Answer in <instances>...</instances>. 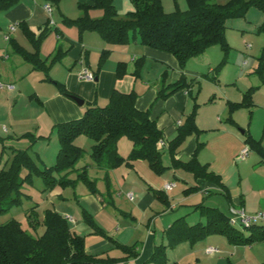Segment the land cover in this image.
Returning <instances> with one entry per match:
<instances>
[{"label":"trees","instance_id":"1","mask_svg":"<svg viewBox=\"0 0 264 264\" xmlns=\"http://www.w3.org/2000/svg\"><path fill=\"white\" fill-rule=\"evenodd\" d=\"M130 1L135 10L123 16L117 10L116 0L79 2L82 15L75 19L65 16L63 22L68 26H75L80 36L86 31L97 32L107 43L113 45L139 41L142 45L171 53L177 58L182 69L191 58L203 54L214 45H220L225 57L214 69L217 71L226 64V58L231 49L225 38L228 22L246 18L253 8L264 14V0H229L225 4L215 0H188L189 7L186 10L177 7L172 12L165 10L163 0ZM19 2L20 0H0V12L11 9ZM60 2L61 0H51L55 7H58ZM91 10H100L102 16L93 18L90 14ZM19 26L33 44L34 51H28L15 39L10 38L14 51L30 63L34 70L43 72L46 80L53 81L50 70L63 59L65 52L59 46L54 56L51 55L52 57L43 60L40 57V47L49 32L47 28L36 38L25 22L19 23ZM256 31L264 35V21ZM57 33L61 35L59 30ZM109 54V50L103 51L98 70L102 68ZM143 61L140 59L136 63L134 72L136 77L140 76ZM258 61L255 73L264 85V45ZM126 73L127 64L119 63L117 77L122 78ZM214 79L216 80L217 77ZM54 83L62 95L70 98L77 96L69 91L65 84ZM191 86L192 83L188 82L187 76L183 74L175 83L164 87L158 93L155 102L159 98L170 97L181 90L189 91ZM256 89L258 87L248 89L240 102H229L230 117L227 119L229 123L237 125L232 114L239 109H249L251 115ZM136 98L135 92L122 93L115 90L107 105L99 106L96 103H90L81 118L57 124L55 129L58 131L59 151L56 162L51 167H41L39 158L37 157L36 160L29 153L35 143L43 137L33 133L24 134L22 137L31 140L30 146L25 150L14 149L10 167L0 172V214L21 203L22 186L26 183L33 184L35 177L43 179L44 191H51L56 186L63 188L76 186L77 183L82 182L92 194H98L96 181L90 178L87 167L81 169L76 179L68 177L72 171L76 170L77 163L86 154V151L75 143L76 139L82 135L95 142L91 157L100 169L106 171L108 195L111 192L109 172L124 163L146 160L154 172L163 174L167 167L162 163V152L158 144L164 139V132L157 121L151 119V106L155 102L149 108L140 110L136 107ZM198 109L199 104L195 102L193 111L187 115L184 123L178 127L176 136L169 142L172 167L191 173L197 181L205 180L214 183L231 204L232 195L223 177L210 170L208 164H202L199 161L198 155L204 143L198 141L197 148L188 161L177 158L178 150L189 137H199L204 132L197 126ZM122 138H127L133 143V149L127 158L122 157L118 151V143ZM246 143L250 149L258 151L264 157V149L259 140H255L248 134ZM23 171H26L24 176ZM199 190L201 187L196 185L186 188L184 193L191 194ZM151 191L156 198L168 204L169 201L162 191L154 189ZM196 209H200L206 223L189 225L185 217L177 219L165 231L169 239L168 244L155 246L153 253L143 264H168L169 248L181 242H189L193 245L211 234L225 235L229 242L235 245L264 242V225L246 227L251 234L245 235L230 225V218L225 216L219 208L199 204ZM34 213L29 216V223L32 228H37L40 221ZM83 215L95 234L112 242L123 252L122 257L89 253L86 250L85 236L74 231L69 220L61 213L48 209L45 211L42 222L45 232L40 236L28 233L22 223L16 219L0 225V264H121L140 256V242L133 245L121 244L96 225L85 210ZM123 215L129 216L126 213Z\"/></svg>","mask_w":264,"mask_h":264},{"label":"crops","instance_id":"2","mask_svg":"<svg viewBox=\"0 0 264 264\" xmlns=\"http://www.w3.org/2000/svg\"><path fill=\"white\" fill-rule=\"evenodd\" d=\"M44 1L45 4L51 3V0ZM87 1L88 0H81L80 2ZM215 1L224 3L228 0ZM45 4H43L41 10H39L37 0H20V2L11 9L0 12V29L4 32V41L9 42L10 39L8 40L6 37L10 35V38L15 39L28 51H34L32 44L30 46L31 48H28L20 42V36L16 34L11 36L12 33L21 31L22 35L28 39L19 26V23L25 22L29 30L35 34L36 38L39 37L46 28L49 31L47 36L52 31L56 32L57 42H55V46H52L53 51H50L51 53H49L48 56H44L43 54L46 46L42 45L40 47V57L43 60L48 59L56 52L60 46V40L64 38L63 40L67 43L66 46H60L65 52V55L58 63H62L61 65L64 67V70L56 68L57 64L50 70V77L53 81L46 80L43 72L34 70L33 66L26 62L20 55V58L19 56H17L18 58H12V55H8L9 49L14 51L13 46H0V82L14 86L12 90L8 88L0 89V92L5 93L6 91L9 96L0 99V117L7 116L13 123L17 124L22 122L28 126V129H26L28 131H25L21 135H16L17 137L20 136L19 138H24L22 136L26 133H33L36 136L43 137L32 147V149L36 151L41 167H51L56 162L55 154L59 150V146L55 147V144L52 143V145L47 144V147L42 148L46 140L55 137L53 136L56 130L55 126L59 123L81 118L88 104L96 103L99 106H105L108 104L112 93L117 90L122 93L135 92L137 95L136 107L140 110H145L155 102L158 93L164 87L173 84L170 83L171 80H175V83L183 74L187 76V74L193 73V71L187 69V67L190 61L196 57L192 58L188 64H186L185 68L182 69L177 58L173 54L142 45L139 41H131L125 45H113L107 43L97 32L86 31L80 36L75 26L71 27L76 28L77 34L72 33L67 36L62 29L56 25V22H54V26L50 24L49 18L46 16L47 12L44 10ZM115 4L121 16L135 10L134 5L129 0L121 1V3H118L116 0ZM90 14L93 18L102 16L100 10H91ZM81 15L82 14H80V16ZM231 21L232 23L230 26L228 25L227 30L236 29L237 31H243L242 34L235 33L234 37L232 35L231 38L235 41L236 39H240L243 43L245 41L246 45L244 46L242 44L239 48L248 50L251 55L253 53L259 54L256 55L258 60L264 45V38H262V36H251L246 30L250 29V27L257 29L264 21V14L251 9L246 18L238 19V21L236 19ZM63 24L66 25L64 22ZM13 25H17V29L11 32V27ZM52 26L55 27L54 30ZM57 30L60 31L61 35L57 33ZM229 36H231L230 33ZM29 42L31 41L29 40ZM210 49L211 48L204 53H208ZM107 50L110 51V54L103 63L102 68L98 70L100 57L103 51ZM140 59L144 60L143 67L140 76L136 77L134 72L136 70V63ZM121 62L127 64V73L124 77L118 78L117 68ZM209 64L213 63L210 62ZM258 64L259 61L254 64H251L247 59L243 61V68L246 67V70L240 69L237 75V82L242 80L245 85L242 87V90L237 92L238 97H230V93L225 91V107L220 112L222 115L216 117V122L219 123L223 129H231L234 127L241 128L243 126L248 127L247 130L243 131L245 137L239 140L236 147L235 154H237L236 156L238 158L244 148L243 145L249 146L246 143L248 134L255 140H259L261 142V147L264 149V126L259 135H256L253 131V126L256 123V116L258 115L261 120H264V85L263 81L255 73ZM83 68H88L92 71L96 75V79L94 81L80 79L79 73ZM209 70L210 73H214L215 71L211 65ZM214 77H217L218 81L220 80V75L215 74ZM54 82L65 84L69 91L84 100V104L80 105L75 102L73 98L62 95ZM27 83H29V85H27ZM231 84L236 83L232 82ZM251 87H258L254 92V107L251 110V115L249 109H239L232 114V118L237 125L229 123L227 121L230 117L229 102L242 101L244 94ZM193 91V89L189 91H178L170 97L159 98L151 106V119L156 120L160 129L164 132L163 140L165 144L160 148L161 150L166 146L168 148L169 142L177 134L178 127L182 125L186 119L187 106L190 101L187 98L188 96H183L182 93L185 92L186 94L184 95H191ZM31 96H34V98H31ZM25 97H28L27 99L30 103L28 106H21L19 99L21 98L22 100ZM211 98L214 99L215 96L213 95ZM199 117L200 115H197V126L205 132L208 129L200 126ZM220 122L223 123L221 124ZM194 137H196L195 140L190 141L185 148H183V145L181 146L178 150L177 158L182 160L181 155L183 153H187L189 159L192 157V154L197 148V140H200L201 135L199 137ZM125 139L127 138L120 139L118 151L122 157L127 158L133 149V143L129 139ZM166 141H168V143ZM75 143L77 146L83 148L86 154L83 158L84 160L81 159L77 163L75 167L76 170L72 171L68 177L70 179H76L81 169L87 167L88 174L92 180L96 181V186L99 191L98 194H92L86 185L87 189L85 190L81 188L80 183H77L74 197L78 206L82 213L85 210L93 218L96 225L102 228L115 241L124 245H133L136 242L141 243L140 256L137 259L121 264H143L149 259L155 246H157V229H159V227L157 228L156 226L157 221H161L160 224L162 227L166 226V221L163 216L166 215L168 209L161 208L160 206L162 204H165V206L172 205L173 199L170 193L177 187V184L175 183L176 185L172 189H166L165 186L169 182L165 181L161 186L158 185L160 182L154 180L153 170L146 160L131 161L129 163L130 165L124 163L118 168L110 170L109 181L111 186V198L109 199L107 196V181L105 179L106 171L100 169L91 157L92 147L95 142L89 137L83 140L80 136L76 139ZM204 148L205 144L203 149ZM251 150L253 149H250V151ZM254 151L264 161L262 154L256 150ZM86 157H89V159H86ZM198 158H200V154ZM199 161L201 162L200 159ZM202 164H208L210 170L220 174L223 177L225 185L228 187L226 178L223 175L224 172L213 169L215 163L210 161ZM177 170L180 171L181 169H176V171ZM195 181V184L199 185L205 191H221L214 183L205 180ZM152 189L162 191L165 198L169 201L168 204L155 196H151L149 192H151ZM133 190L139 191V194L135 195ZM67 191L68 187L63 188L61 186H56L53 190L47 192H49L50 195L52 194L55 197L64 199ZM128 193L133 194V199L128 197ZM110 200H112V204L109 203ZM247 204V200L243 197L232 194L230 208L237 205L243 207L246 211ZM172 208L175 209V205L172 206ZM53 210L58 211L66 218L69 216L72 217L69 213V209L68 212L62 211L63 209L61 206L59 208L56 206ZM123 213L129 216H125ZM72 218L74 221H69L71 228L77 233L85 236L86 250L89 253L95 255H109L115 258L123 256V252L116 248L112 242L96 235L94 229L86 224L83 218L81 220L74 217ZM146 219L148 224L146 228H143V223ZM169 226L165 227V231ZM165 231L163 232L164 235H166ZM184 243L188 242H183V245ZM192 249H194L193 246ZM196 253L197 251L191 250V254L200 261L199 257H196Z\"/></svg>","mask_w":264,"mask_h":264},{"label":"rangeland","instance_id":"3","mask_svg":"<svg viewBox=\"0 0 264 264\" xmlns=\"http://www.w3.org/2000/svg\"><path fill=\"white\" fill-rule=\"evenodd\" d=\"M80 1L81 0H61L58 7H54L52 20L56 22V25L62 29V31L67 36L72 33L77 34V30L75 27L64 25L62 21L64 16L69 18H78L80 14H82V10L79 8ZM121 1L124 0H117L118 3H121ZM228 1L224 2L223 4L227 3ZM37 3L39 5V10H41L42 5L45 4V1L37 0ZM163 4L167 12H172L177 7L182 10H186L189 7L188 0H163ZM252 10L261 12L255 8ZM46 16L49 18L48 14ZM236 20L238 21V19ZM231 23L232 21H229L228 25L230 26ZM54 28L55 27H53V30ZM246 31L251 36H262V38H264V35L257 33L256 28L254 29L250 27V29ZM242 32V30L237 31L236 29H229L226 31L225 38L231 49L229 50V54L226 58V64H223V66L217 70L218 72L214 71V73H210L209 67L211 65V67L216 69L222 63L225 56L220 45L212 46L208 53H203L196 58L193 57L194 59L191 58L192 60H189V64V61L187 62V69L193 71V73L187 74V79L188 82L192 83L190 89H193L194 91L191 95H184L186 94L185 92L182 94L183 96H188L187 98L190 101L187 106L186 115H189L193 111L195 102H197L200 108L198 109V115H200V126L202 128L208 129L201 134L199 140L205 144V148H202L199 153V159L202 163H208L210 161L215 163L214 165L212 164L213 169L224 172L223 175L226 178L231 195H239V197H243L245 200H247V214L249 216H253L258 213H264V161L259 155H257L254 149L249 152L245 159H239L236 156L237 154H235L239 140L245 137L243 131L247 130V126H243L241 128L234 127L231 129H223L219 123L216 122V117L222 115L220 112L225 107V91L230 93V97H238L237 92L242 90V87L245 85L244 81L242 80L237 82V75L240 69H244V71L246 70V67L243 68V61L247 59L251 62V64L258 62L256 55L259 54L253 53L251 55L248 50L239 48V46H242V44L244 46L246 45L245 41L243 43V41L240 39H236L235 41L231 38L232 35L234 37L235 33L242 34ZM229 33L231 36H229ZM14 34L20 36L19 40L24 46L31 48L30 46L32 43L29 42V40L24 37V35H22L21 31H16L15 33H12L11 36ZM3 38L4 32H2L0 29V46H13L10 41L6 42ZM63 39L59 41L60 46H66L67 44ZM55 42H57V34L55 31H52L46 37L44 43L41 44V46H46V49L43 51L44 56H48L49 53H51L50 51H53L52 46L56 45ZM8 55H12V58L19 56L11 49H9ZM52 56H54V53ZM210 62L213 64H209ZM58 63H56L57 65L55 64L56 68L64 70V67L61 65L62 63ZM215 74L220 75L219 81L214 79ZM174 81L175 80H171L170 83H174ZM232 82L236 84H231ZM27 85H29V83H27ZM213 95L215 98L211 100ZM3 97H9L6 91L5 93L0 92V99ZM27 98L28 97H25L22 100L21 98L19 99L21 106H28L30 102ZM258 118L259 117L257 115L256 123L253 126V131L256 133V135L261 134L262 128L264 126V120L259 118L258 121ZM220 123L222 124L223 122ZM26 129H28V126L22 122L16 124L11 122L10 118L7 116L0 117V172L5 168L10 167L14 149L25 150L30 146V139L19 138L20 136H16L17 134L21 135L25 131H28ZM57 132L58 131L55 130L53 135L55 137H52L53 139L51 138L50 140H46L42 148L47 147V144L52 145V143L55 144V147L59 146ZM81 138L84 140V138L88 137L83 135ZM195 138L196 137L194 136L188 138L184 142L183 148H185L190 141L195 140ZM166 142L168 143V141ZM243 147H246V145L244 144ZM58 151L55 154L56 159ZM161 152L162 163L167 168L163 174H158L153 171L154 180H158L160 182L158 185L160 186L165 181L177 184V187H175L170 193V196L173 199L172 205L165 206V204H162L160 206L161 208L168 209L166 215L164 214L165 216H163L166 221L165 227L169 226L181 217H185L189 225H194L199 222L205 224V217L202 215L200 209H196L199 204H204L205 206H210L213 208H219V210L229 218L233 216L230 203L221 191L212 190L211 192H208L201 188V190L194 193L185 194L184 189L196 185L193 175L181 170L176 171V169L172 167V157L167 146L163 148ZM29 153L34 159L37 160V154L34 149H30ZM181 157L184 161L189 159L187 153H183ZM86 159H89V157H86ZM25 174L26 171H23L22 175L24 176ZM79 183L81 188H84L85 190L87 189L84 183ZM21 190V203L19 205L13 206L9 211L0 214V225L6 224L11 220L16 219L22 223L23 227L28 231V233L33 236H40L45 232V226L42 223L45 211L48 209H55L56 206L58 208L61 206L63 209L62 211L65 212H68L69 209V213L74 218L80 220L82 218L84 219V215L74 197L75 186L68 187V191L66 192L64 199H60L52 194L50 195L49 192L44 191L45 184L43 179L40 177H35L33 184H24ZM133 193L136 195L139 194V191L133 190ZM149 193L151 196H155L153 191ZM107 196L109 199L111 198L110 195L107 194ZM109 203L112 204V200H110ZM174 205L175 209L172 208ZM235 207L240 208V206L237 205ZM33 212H35V216H37L38 220L40 221V225L37 228H32L29 223V216ZM147 219L143 223V228L147 227ZM160 223L161 221L159 220L156 223L157 228L159 227V229H157L158 241L156 243L157 245L162 243L167 245L169 239L167 235H164L163 232L165 231V227H162ZM86 224L88 223L86 222ZM230 225L235 229L242 231L245 235L251 234V231L247 230L246 227H243L240 223H230ZM254 225H264V222L259 221ZM192 246L194 249H192ZM209 246L218 248L219 252L215 254H207L206 249ZM191 250L197 251L196 257H199L200 261H198L195 256L191 254ZM167 253L169 259L168 264H263L264 242L254 243L251 245H235L230 243L225 235L211 234L193 245L189 242L184 243V245L183 242L176 244L174 247L169 248Z\"/></svg>","mask_w":264,"mask_h":264},{"label":"built area","instance_id":"4","mask_svg":"<svg viewBox=\"0 0 264 264\" xmlns=\"http://www.w3.org/2000/svg\"><path fill=\"white\" fill-rule=\"evenodd\" d=\"M44 10L47 12L49 16L50 24L53 25L54 21L52 20V16L54 12V5L52 3H46L44 5ZM16 29H17V25H13L11 27V32H14ZM6 38L9 40L10 35H8ZM79 77L80 79L86 80V81H94L96 79V75L92 71H90L88 68H83L81 72L79 73ZM4 88H8L12 90L14 89V86L0 82V89H4ZM164 144H165L164 140H161L158 144L159 148L163 147ZM249 152H250V147L249 146L244 147L239 155V159H245L248 156ZM175 185H176L175 183H168L166 184L165 187L166 189H172ZM128 197L133 199V194L128 193ZM231 212L233 214V216L230 217L231 224L240 223L243 227H251V226H254V224L259 221L264 222V213H258L253 216L251 215L249 216L244 208H241V207L238 208L235 206L231 207ZM67 219L69 221H74V219L71 216L67 217ZM206 252L208 254H214V253L219 252V249L211 246L206 249Z\"/></svg>","mask_w":264,"mask_h":264},{"label":"water","instance_id":"5","mask_svg":"<svg viewBox=\"0 0 264 264\" xmlns=\"http://www.w3.org/2000/svg\"><path fill=\"white\" fill-rule=\"evenodd\" d=\"M73 99L80 105L84 104V100H82L80 97L78 96H73Z\"/></svg>","mask_w":264,"mask_h":264}]
</instances>
